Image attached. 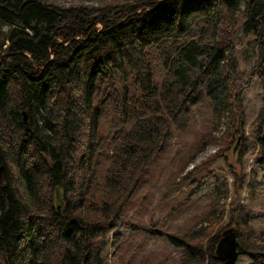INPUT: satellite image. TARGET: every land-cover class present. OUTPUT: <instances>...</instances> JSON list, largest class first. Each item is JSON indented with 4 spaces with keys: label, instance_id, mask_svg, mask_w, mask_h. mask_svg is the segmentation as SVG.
Instances as JSON below:
<instances>
[{
    "label": "trees",
    "instance_id": "1",
    "mask_svg": "<svg viewBox=\"0 0 264 264\" xmlns=\"http://www.w3.org/2000/svg\"><path fill=\"white\" fill-rule=\"evenodd\" d=\"M240 34L252 38L249 77L264 93V0H0V264H104L109 232L137 227L124 222L133 199L195 123V106L213 128L197 147L219 149L172 185H186L184 199L199 194L201 169L228 160L243 133ZM257 123L264 177V98ZM235 175L234 195L246 186L252 198L256 174L248 186ZM216 192L199 227L167 232L179 264H236L215 254L228 182ZM227 216L239 255L264 264L252 213L232 203Z\"/></svg>",
    "mask_w": 264,
    "mask_h": 264
},
{
    "label": "rangeland",
    "instance_id": "2",
    "mask_svg": "<svg viewBox=\"0 0 264 264\" xmlns=\"http://www.w3.org/2000/svg\"><path fill=\"white\" fill-rule=\"evenodd\" d=\"M45 1L68 7L100 6L112 0ZM118 1L127 2L129 0ZM235 43L241 72H243L241 84L243 85L242 106L245 120L242 123L243 133L240 134L242 136H240L239 147L244 143L246 145L244 144L245 151L241 160L236 162L238 152L228 151L226 153L228 160L219 158L203 167L200 172L208 177L203 181L200 193L193 197L188 196V199H184L182 195L186 185L180 189L173 187L174 180L202 164L208 156L219 149L215 144L206 145L202 150L197 147L198 136L213 128L209 126L207 110L199 106L193 107L195 123L192 121L186 131L181 134L182 137H179V140L182 142H177V140L171 142L168 151L153 168L155 179L150 185L147 184L140 188L133 199L136 204L135 206L133 204L134 207L128 212L124 222H131L137 227L119 226L109 232L107 250L104 252V264H179V251L167 241V232L173 230L181 234L191 226L199 227L202 223L201 214L207 211L208 203L217 193V183L225 180L228 182L229 197L225 201L226 216L219 226L234 227L229 225L228 211L232 203L244 205L253 215L251 225L255 234L260 241L264 239V177L257 163L260 159V145L256 137L259 129L257 118L264 98L263 85L258 78L249 77L256 60L252 38L240 34ZM223 129V125L219 126L214 129L213 134L219 136ZM260 132L262 135L264 126ZM183 157L185 159H179ZM208 170L213 171L212 175H209V172L206 173ZM234 172L240 173V176L241 174L247 176V186L252 180V173L256 174L257 185L252 198L246 186L240 191L239 196L234 195L233 182L236 177ZM221 203L224 204L223 199ZM152 222L156 224L155 227L151 226ZM152 228L158 230L160 235L149 232ZM250 262L248 257L239 255L235 263L250 264Z\"/></svg>",
    "mask_w": 264,
    "mask_h": 264
},
{
    "label": "water",
    "instance_id": "3",
    "mask_svg": "<svg viewBox=\"0 0 264 264\" xmlns=\"http://www.w3.org/2000/svg\"><path fill=\"white\" fill-rule=\"evenodd\" d=\"M264 139V132L262 133ZM240 136L237 138L230 152H238ZM239 241L237 238L236 229L234 227L226 228L222 231L221 236L216 245L215 254L224 262L234 263L239 256Z\"/></svg>",
    "mask_w": 264,
    "mask_h": 264
}]
</instances>
